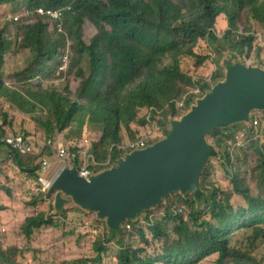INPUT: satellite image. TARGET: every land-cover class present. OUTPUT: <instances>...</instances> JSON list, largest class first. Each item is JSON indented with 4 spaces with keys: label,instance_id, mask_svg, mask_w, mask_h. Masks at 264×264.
Returning <instances> with one entry per match:
<instances>
[{
    "label": "trees",
    "instance_id": "16d2710c",
    "mask_svg": "<svg viewBox=\"0 0 264 264\" xmlns=\"http://www.w3.org/2000/svg\"><path fill=\"white\" fill-rule=\"evenodd\" d=\"M38 8L61 10L60 32L58 20L38 16ZM0 10L11 16L0 30V140L21 136L35 151L50 141L38 156L21 155L3 142L0 151L4 146L19 170L30 169L36 176L42 157H52L62 140L76 155V164L80 153L90 156L89 169L98 174L114 167L128 153L117 152L115 147L109 151L111 146L125 143L123 139L136 140L147 127L156 126L164 132L169 120L186 114L209 88L206 79L194 78L211 59L208 52L197 51L201 42L214 47L215 53L225 51L238 58H250L256 49V61H261L254 28L264 31V0H0ZM25 11L28 14L23 16ZM19 14L23 17L15 22L13 17ZM86 27L92 31L89 36ZM8 28L14 30L9 36ZM9 53L17 69L6 74ZM18 56L24 58L20 66ZM184 59H192L193 72L183 66ZM223 65H229L226 59ZM223 70L217 69L210 83L221 82ZM58 71L62 73L57 75ZM61 77H65L61 85L43 88V83ZM5 79L11 83L6 84ZM196 89L200 96L193 94ZM185 95L183 107H178ZM240 124L215 129L206 136L209 157L195 194L176 190L161 197L160 203L153 198L148 207L137 212L130 210V200L116 202L111 221L95 210L93 216L105 228L91 246L93 255L58 264H102L106 243L111 240L117 248L115 264H202L210 259L213 264H264V254L255 253L264 244V197L253 195L246 179L232 170L234 155L227 148ZM87 131L99 132V136L81 152ZM246 138L248 142L242 147L254 150L256 170L264 173V141L256 134ZM158 140L153 135L146 144ZM214 157L219 158L230 179L227 189L208 180V160ZM96 163L106 165L96 167ZM3 166L0 163V172ZM252 172L256 181L255 168ZM25 174L37 183L33 189L36 194L23 201L34 214L19 224L29 243L41 227L58 225L36 208L50 200L49 211L53 212L54 193L42 191L36 177ZM0 191L10 195L5 185ZM16 195L22 201V195ZM166 199L167 207L162 208ZM173 204L189 208L188 218L173 213ZM0 210L7 207L0 206ZM159 210H164L163 215L150 219ZM141 216L150 243L160 245L155 257L145 255L149 241L137 221ZM129 222H133L130 237L137 245L125 243L121 235L122 225ZM106 230L114 239L107 238ZM20 253L19 247L7 246L0 233V264H19Z\"/></svg>",
    "mask_w": 264,
    "mask_h": 264
},
{
    "label": "water",
    "instance_id": "95a60500",
    "mask_svg": "<svg viewBox=\"0 0 264 264\" xmlns=\"http://www.w3.org/2000/svg\"><path fill=\"white\" fill-rule=\"evenodd\" d=\"M228 64L223 81L186 114L169 120L163 139L126 154L114 167L87 179L79 177L74 167L61 169L48 188L54 193V210H62L71 200L83 210L105 213L111 221L116 202L130 200V210L137 212L153 198L160 203L161 197L176 190L195 194L209 157L206 136L215 129L248 123L254 111H264V70L240 61Z\"/></svg>",
    "mask_w": 264,
    "mask_h": 264
},
{
    "label": "rangeland",
    "instance_id": "374dc122",
    "mask_svg": "<svg viewBox=\"0 0 264 264\" xmlns=\"http://www.w3.org/2000/svg\"><path fill=\"white\" fill-rule=\"evenodd\" d=\"M26 12V11H25ZM22 13L27 15L26 13ZM22 14L16 15L13 17L14 21L15 18H22ZM30 14V13H29ZM11 16L5 12L0 10V30L4 28L6 22L11 21ZM17 22V21H15ZM222 26L219 28L221 29ZM14 30L12 28L6 29V34L9 36L12 34ZM255 32V46L261 49V61H256V49H253L252 53L250 54V58L242 57L238 58L237 56L230 54L228 52L222 51L221 54L214 52V47L208 46L206 42H201L197 51L208 52L211 56V59L206 61L202 68L198 70L194 74L195 79L204 78L209 79L211 75H213L217 69L225 71L223 63L225 59L228 63H233L235 61L244 62L250 64L254 67H259L264 70V31L259 28H254ZM86 35L89 36L92 34V31L86 27ZM261 46V47H260ZM23 56H18L17 64L20 66L23 62ZM183 66L187 68L190 72H193V61L192 59H184ZM17 69L15 65V60L11 57L10 53L7 54V63L5 67V73L10 74ZM63 70H65V66H62ZM62 72L58 71V74ZM65 77H61L59 80L51 82V83H43L42 86L44 89L48 88L49 86H57L61 85L64 81ZM6 84L11 83L9 80H4ZM213 85V84H212ZM73 84H70L69 87L72 89ZM212 87V86H211ZM210 87V88H211ZM200 96V94H199ZM203 97V96H202ZM200 97V98H202ZM198 98V99H200ZM196 99V100H198ZM196 102V101H195ZM195 104V103H194ZM251 115L253 117H260L261 122L260 126L254 128L252 126V121L248 123H241L239 125L238 130L235 133V138L231 140L227 148L231 153L234 155L233 160V171L238 172L239 176L246 179L247 183L250 185L252 189L253 195H261L264 197V173L259 174L256 170V158L257 154L254 150H246L244 146L248 139L246 137H251L256 134L258 139L262 142L264 141V111L260 112H253ZM254 118H252L253 120ZM169 123L165 129L168 130ZM157 131V132H156ZM165 131L163 130L158 131V128L155 126L154 128L147 127L143 131V135H151V137H158L159 140L164 138ZM254 131V132H253ZM99 136V132L96 131H87L85 136L81 141L84 140L81 144L83 148L81 152H84L88 146V142L90 143L91 140H94ZM257 139V140H258ZM65 144L64 140H62ZM126 142V139H123ZM67 145V144H66ZM88 149V148H87ZM232 149V150H231ZM2 151H0V157L5 158L7 155V150L4 146H2ZM84 155L80 153V160L84 159ZM57 165L58 162L53 160ZM211 172L209 176V182H211L214 186L222 187L224 189L229 188L230 186V179L226 174V171L221 167V162H219L218 157L210 158L208 160ZM255 168V174L257 180L254 181L252 178V170ZM38 175L41 174V171L38 170L36 172ZM1 176V174H0ZM28 180V185L23 182L19 184V191L22 193V201L19 203L18 208H7L5 211L0 210V233L3 235V239H5V243L7 246H17L21 249V253L17 258L19 264H58L60 262H70L75 261L80 258L91 257L93 255L92 252V244L93 242L100 239L104 234V223L102 221H98L95 216H93L92 212L85 211L79 207H77L71 200L63 207V215L56 213L55 210L49 211V205L51 204L50 200L48 202L39 204L37 208V212H43L48 216L52 217L54 223L56 222L58 227L51 228L48 226H43L37 231L34 232L31 241L28 243L20 229L19 224L23 223L27 216H31L34 214V209L30 208L28 205L23 206V201L30 200L36 193L35 191L30 192V188L34 189L37 187V183L30 177V176H23ZM47 180V178H46ZM1 182L0 178V187L7 186L14 189L8 182L4 183ZM259 184V187L257 186ZM30 185V188H29ZM241 200V199H240ZM167 199L164 200L162 203V208L167 207ZM243 201L241 200V205ZM177 207L182 208L180 204H173ZM172 205V206H173ZM0 206H4L0 203ZM171 206V207H172ZM54 209V208H53ZM183 212V210H181ZM164 210H159L156 213H152L150 219L153 217L162 216ZM63 216V217H62ZM139 226L142 227L146 238L149 241V245L145 247V255L149 257H155L159 254L158 248L160 247L159 244H154V242L150 243V234L146 229V222L141 217L137 218ZM135 222V220L133 221ZM106 236L110 239H114L113 233H108L106 230ZM121 235L123 236L125 243H132L137 245L138 243L135 242L132 235V230L128 232L121 231ZM237 240H240V237H237ZM259 246V245H258ZM141 247H144L143 245ZM106 248L108 249L106 255L103 258L102 264H115V254L117 248L115 246V240H111L106 243ZM256 254H259L263 257L264 254V244H261L255 250ZM159 264V263H156ZM202 264H213V260L205 261Z\"/></svg>",
    "mask_w": 264,
    "mask_h": 264
},
{
    "label": "built area",
    "instance_id": "2783aa9c",
    "mask_svg": "<svg viewBox=\"0 0 264 264\" xmlns=\"http://www.w3.org/2000/svg\"><path fill=\"white\" fill-rule=\"evenodd\" d=\"M70 6L65 7L66 10H69ZM35 13L39 16H45L48 17L50 19H54V20H58V23L56 24V28L58 30V32L61 31V27L62 24L60 23V16H61V10H44L42 8H38ZM28 14V12H27ZM19 20V18H15V21ZM209 81V80H207ZM196 93H199L198 90L195 91ZM184 103V98L181 102L177 103L178 106L182 107ZM253 126L256 127L259 125V120L258 118H254L253 120ZM150 137L149 136H142L137 138L134 141H126L125 143H122L120 145H113L110 147L109 151H111V149L113 147H115L117 152H121V151H128V152H132L135 150H139V149H143L147 143V140H149ZM2 142L6 145L9 146L10 148H12L15 152H18L21 155H31V156H38L42 153L43 148L45 146H50V141H48L45 145L37 148V150L35 151L28 143L27 141L21 137V136H16V135H8L5 136L2 139ZM85 157L83 160H80L79 163H75L76 160V155L73 153H70L66 147V145L64 143H61L58 148L57 151L54 153L55 158L58 159V161L60 162V168L59 171L65 167L67 168H71L72 166H74L77 171H78V175L84 179H87L88 177H90L91 175H94L95 173H93V171H91L89 169V165H90V160L91 157L90 156H86L85 154H83ZM106 165L103 163H96L95 166H104ZM47 167V158H45V156H43L42 159V163L40 165V171L41 174L38 177V181L40 182V184L42 185V191H46L49 186H50V182H52L53 179H50L49 181H47L46 179H44L43 174L45 173ZM184 214L187 216L189 214V210L182 208ZM179 212H181V210L179 209ZM131 227L130 225L126 224L125 225V229L129 230Z\"/></svg>",
    "mask_w": 264,
    "mask_h": 264
},
{
    "label": "crops",
    "instance_id": "0c3cea01",
    "mask_svg": "<svg viewBox=\"0 0 264 264\" xmlns=\"http://www.w3.org/2000/svg\"><path fill=\"white\" fill-rule=\"evenodd\" d=\"M6 153L7 155L5 158L0 157V163L4 165L3 171L0 172L1 174L0 178H1V182H3L2 185L8 182L11 186L14 187V189L12 190L11 188H9L8 187L9 185L6 186V188L9 189L10 192L9 196H7L3 191H0V203H2L7 208H18L21 200L17 198L16 194L20 193L19 191L20 182H23L26 185H28V180L23 177L26 176L25 173L27 172L25 170L24 172L19 170L18 166H16L14 162L11 161V156L9 155V153L8 152ZM47 159H48V166L46 167L44 176L47 179H51L56 174L59 168V161L56 160L54 157H49V158L47 157ZM53 160H56V162H58V165ZM29 190L30 192L34 191L31 188ZM20 195H22V193H20Z\"/></svg>",
    "mask_w": 264,
    "mask_h": 264
},
{
    "label": "clouds",
    "instance_id": "9594fccd",
    "mask_svg": "<svg viewBox=\"0 0 264 264\" xmlns=\"http://www.w3.org/2000/svg\"><path fill=\"white\" fill-rule=\"evenodd\" d=\"M43 9V8H42ZM44 10H51V9H44ZM39 16V15H38ZM241 63H243V64H245V65H248V66H252V65H250V64H247V63H244V62H241ZM254 67V66H253ZM263 70V69H262ZM209 79H210V77H209ZM209 79H206V80H209ZM224 79V78H223ZM223 81V80H222ZM207 83H209V88L207 89V91L208 90H210L214 85H212V83H210V80L209 81H207ZM217 84V83H216ZM212 86V87H211ZM211 87V88H210ZM196 90H198L199 91V93H196L195 91ZM195 91H193V94H196V95H199V94H201L200 93V90L199 89H196ZM205 95V94H204ZM203 95V96H204ZM184 103H185V100H186V98H187V95H185L184 97ZM183 98H182V100H183ZM182 100H180L179 102H181ZM178 102V103H179ZM184 103H183V105H184ZM178 107H180V106H178ZM183 107V106H182ZM254 112H260V111H254ZM252 118H257V117H253V115H251V120H250V122L252 121L253 122V120H252ZM259 120V119H258ZM252 124V126H253V123H251ZM254 127V126H253ZM258 126H256V127H254V128H257ZM142 136H145V135H143V134H140L137 138H139V137H142ZM146 136H149L150 137V139L152 138L151 137V135H146ZM3 139V138H2ZM2 139L0 140V142H2ZM128 141V140H127ZM148 141V140H147ZM159 141V140H158ZM5 145V144H4ZM152 145V144H151ZM149 145H145V147L144 148H146V147H148ZM143 148V149H144ZM139 150H141V149H139ZM128 153H130V152H128ZM128 153H126V154H128ZM52 157H54L55 158V156H54V153L52 154ZM45 158H47V157H45ZM42 159H43V157H42ZM56 160H58L57 158H55ZM79 161H80V159H79ZM41 163H42V160H41ZM79 163V162H78ZM41 165V164H40ZM47 166H48V159H47ZM74 166H72L71 168H73ZM59 168H60V162H59ZM59 168H58V170H57V172H56V174L59 172ZM65 168H67V167H65ZM75 168V167H74ZM27 170H30V169H27ZM39 170H40V166H39ZM77 170V169H76ZM37 172V171H36ZM35 172V173H36ZM45 174V173H44ZM44 174H43V177H44V179H46L45 178V176H44ZM56 174L51 178V179H54V177L56 176ZM95 175V174H94ZM35 177H36V179L38 180V177H39V175H34ZM80 177V176H79ZM82 178V177H81ZM84 179V178H83ZM50 179H47V181H49ZM51 183V182H50ZM47 192H48V189L46 190ZM54 197V196H53ZM182 208H185V209H187V210H189V214H190V209L189 208H186L185 206H183L182 205ZM182 208H180V207H177V206H175V205H173L172 207H170V210L173 212V213H175V212H177V213H179V214H181V215H183V217L185 218V219H187L188 218V216H189V214L186 216L185 214H184V212H179V209L180 210H182ZM86 211V210H85ZM57 212H59V211H57ZM89 212V211H88ZM131 223H133V222H129V223H124L121 227L124 229L123 231L124 232H128L129 230H133V226L131 225ZM126 224H128V225H130V229L129 230H126L125 229V225Z\"/></svg>",
    "mask_w": 264,
    "mask_h": 264
}]
</instances>
